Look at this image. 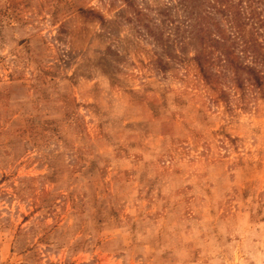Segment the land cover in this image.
Segmentation results:
<instances>
[{
  "label": "rangeland",
  "instance_id": "rangeland-1",
  "mask_svg": "<svg viewBox=\"0 0 264 264\" xmlns=\"http://www.w3.org/2000/svg\"><path fill=\"white\" fill-rule=\"evenodd\" d=\"M178 2L0 0V264H264V95L202 81L180 8L167 45Z\"/></svg>",
  "mask_w": 264,
  "mask_h": 264
},
{
  "label": "trees",
  "instance_id": "trees-1",
  "mask_svg": "<svg viewBox=\"0 0 264 264\" xmlns=\"http://www.w3.org/2000/svg\"><path fill=\"white\" fill-rule=\"evenodd\" d=\"M262 5L264 0H179L175 6L167 5L171 12L165 25L169 30L167 45H176V37L183 24L185 29L182 32L186 36L181 35L177 42L180 52L186 48L188 41L196 44L197 50L190 59L195 62L202 81L213 92H219L223 102L229 101L230 90L238 92L242 101H246L251 92L264 95ZM175 8L186 12L181 24L172 16ZM220 14L226 15L229 22L220 19ZM147 29L153 40L161 45L164 36L162 27L157 26L158 32L148 26ZM167 57L179 60L185 58V54L170 52ZM160 70L166 72L168 69L161 64Z\"/></svg>",
  "mask_w": 264,
  "mask_h": 264
}]
</instances>
